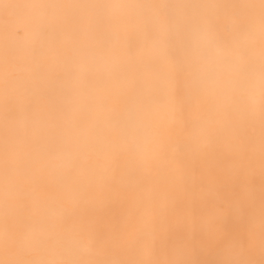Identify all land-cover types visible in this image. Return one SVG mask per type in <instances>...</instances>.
I'll use <instances>...</instances> for the list:
<instances>
[{
    "label": "bare ground",
    "instance_id": "1",
    "mask_svg": "<svg viewBox=\"0 0 264 264\" xmlns=\"http://www.w3.org/2000/svg\"><path fill=\"white\" fill-rule=\"evenodd\" d=\"M260 0H0V264H264Z\"/></svg>",
    "mask_w": 264,
    "mask_h": 264
},
{
    "label": "snow or ice",
    "instance_id": "2",
    "mask_svg": "<svg viewBox=\"0 0 264 264\" xmlns=\"http://www.w3.org/2000/svg\"><path fill=\"white\" fill-rule=\"evenodd\" d=\"M260 2H261V5L264 6V0H260ZM262 19H264V18H262Z\"/></svg>",
    "mask_w": 264,
    "mask_h": 264
}]
</instances>
